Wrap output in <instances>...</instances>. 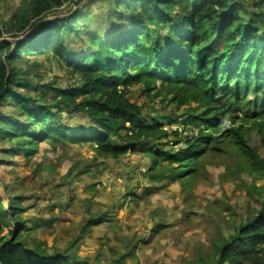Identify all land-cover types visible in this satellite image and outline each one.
Here are the masks:
<instances>
[{
    "label": "trees",
    "instance_id": "16d2710c",
    "mask_svg": "<svg viewBox=\"0 0 264 264\" xmlns=\"http://www.w3.org/2000/svg\"><path fill=\"white\" fill-rule=\"evenodd\" d=\"M69 1L26 0L3 21L0 37H19L42 24L14 52L12 44H0V138L17 140L10 153L29 159L44 140L54 149L89 143L96 154L113 158L139 152L149 159L146 176L155 183L183 178L191 183L204 157L226 155L225 180L242 172L264 179V155L249 143L255 132L264 149V12L237 0H90L59 13ZM82 1L75 0L76 6ZM103 2L111 3L106 15L113 29L83 34L81 22H93L92 9ZM50 16L60 17L43 24ZM77 36L78 53L69 47ZM24 61L37 74L53 62L73 81L33 83L19 66ZM141 88L176 108L196 107L179 121L159 109L146 116L130 97L131 89ZM65 113L83 114L87 123L70 126ZM173 124L187 131L180 148L168 147L169 137L181 141L176 131L164 129ZM90 169L86 165L82 172ZM251 185L247 188L261 199L260 207L250 209L230 237L217 243L213 261L202 256L197 264H264V186ZM6 194L5 213L15 219L26 209L16 208ZM3 215L0 211V230ZM15 226L9 238L0 237V264H88L69 253L78 238L66 252L47 253L20 239L25 221Z\"/></svg>",
    "mask_w": 264,
    "mask_h": 264
},
{
    "label": "rangeland",
    "instance_id": "374dc122",
    "mask_svg": "<svg viewBox=\"0 0 264 264\" xmlns=\"http://www.w3.org/2000/svg\"><path fill=\"white\" fill-rule=\"evenodd\" d=\"M25 1L0 0V32H5L3 21L8 20L12 14L21 9ZM237 1L245 3L251 10L264 12V0ZM73 7H77L75 0L66 3L59 13H65ZM110 8V2H103L98 9H92L93 22L85 25L82 21L84 28L81 32L83 34L110 32L113 29V25L107 19ZM79 42L77 36L69 43L72 52H79ZM19 66L25 71L24 77L33 83L64 84L73 81L53 62H46L42 65L39 74L32 70V66L27 61L19 63ZM36 94L40 98L39 92ZM130 97L132 101L142 105L146 116H156L159 109L164 110L161 113L162 116H174L178 118V121L183 116L189 115L188 108L196 107V104H191L176 108L168 99L161 101V97L155 99L148 97L142 88L131 89ZM64 116V122L70 126H79L87 123L88 120L80 113H65ZM179 140L181 142L176 148L185 145V139ZM12 141L15 143L17 140ZM12 141L0 138V180L4 184L3 186L0 184V194L4 195V190H6L13 197L12 204L18 209L27 204L20 198L21 194L29 197L30 194L39 193V195H53L54 197H50V203L58 204L57 206L61 209L79 210L89 205L95 214L102 208L101 205H109V208L105 210L111 214L112 197L116 196L110 195L111 200L102 197H108L109 193L115 194L121 189V187L119 190L115 189L114 181H119L120 184L126 181L127 189L129 188L130 191L143 186L139 188L141 197L133 198L132 196V200H129L130 197L124 198L129 200L124 201L126 204L124 212L129 210L128 221L134 222L135 225L146 227L150 222V233L145 234L142 241L144 247L145 245L151 246L154 251L149 256V264H197L202 256L213 261L217 243L230 237L233 226L243 221L242 216L247 215L250 209L260 207L261 199L257 194L251 195L247 186H252L251 184H257L258 187L264 186V179L255 181L250 175L242 172L239 178L225 180V164L230 161V157L226 155L224 157L218 155L204 157L202 159L204 167L191 183L186 178L175 183L167 181L155 183L150 182L146 176L150 170L148 168L149 159L139 152L113 158L96 154L89 143L82 145L68 143L64 147L54 149L49 142L44 140L38 146L37 152L28 159L24 153L20 155L10 153L9 150L13 146ZM259 141V136L255 132L249 138V143L257 147L263 156L264 149ZM168 147H171L170 144ZM86 165H90V173L82 172ZM73 167L74 169L70 172ZM122 169L124 173L120 174ZM104 181L105 184L107 183L105 186L102 184ZM93 183H96L95 191L90 189ZM66 192L71 193L73 199L77 193L79 197L73 201L66 199L61 196ZM92 192H95L96 200H81L82 195L89 196ZM131 193L133 195V192ZM101 199L103 201H100ZM4 202L7 205L8 199L5 198ZM44 203V201L40 202V204ZM46 208L48 209L47 206ZM131 208L132 211H130ZM0 211L4 214L2 217L5 223H10L11 218L5 213L6 208L2 205L1 196ZM15 221L30 222L22 210H18L15 214ZM88 225H91V222ZM27 238L28 234L23 233L20 239L25 241Z\"/></svg>",
    "mask_w": 264,
    "mask_h": 264
},
{
    "label": "crops",
    "instance_id": "0c3cea01",
    "mask_svg": "<svg viewBox=\"0 0 264 264\" xmlns=\"http://www.w3.org/2000/svg\"><path fill=\"white\" fill-rule=\"evenodd\" d=\"M123 173L122 169L120 174ZM96 183L90 186L94 184L96 186ZM120 183L119 181H114L116 190L121 187L118 192L115 194L109 193L108 197H102L103 199L111 200L110 195L116 196L115 198L112 197L111 214L105 210L109 208V205H101L102 208L99 211L96 210L98 212L93 214L92 207H89V205L85 206V208H79V210L72 208L61 209L57 206L58 204L50 203V197H54L51 194H30L27 199H23L27 203L23 205V208L26 209L23 213L27 216V220H30L28 223L25 222V227L21 231L22 234H28V238L24 242L30 248L40 247L47 253H54V251H68L73 241L78 238L77 245L69 253L75 252L79 257L87 259L88 264H149V256L154 251L151 246L145 245L144 247L142 241L144 235L150 233V222L146 227L135 225L134 222L128 221L129 210L124 212V209H126L124 201L128 202L135 196L141 197L139 188L143 186L130 191L129 188L127 189L126 181H124V184ZM0 184L4 185L2 180H0ZM102 184L104 186L107 185L105 181ZM95 186L90 189L95 191ZM0 196L2 204L8 207L9 200L7 205L4 202L5 198L8 199L6 190H4V195L0 194ZM61 196L73 201L77 200L79 193L76 194L75 199L68 192ZM125 197H130V199L125 200ZM91 199L96 200L95 192L90 193L89 196L82 195L81 198L83 201H90ZM41 201L45 203L40 204ZM100 201L103 200L101 199ZM130 211H132V208ZM90 219H97L98 221L92 222ZM89 222H91V225H88ZM15 228V219L11 218L10 223L3 224L0 237L9 238L11 231ZM160 257L162 256L160 255Z\"/></svg>",
    "mask_w": 264,
    "mask_h": 264
},
{
    "label": "water",
    "instance_id": "95a60500",
    "mask_svg": "<svg viewBox=\"0 0 264 264\" xmlns=\"http://www.w3.org/2000/svg\"><path fill=\"white\" fill-rule=\"evenodd\" d=\"M90 0H83L76 8H74V11L77 10L78 8L84 6L87 2H89ZM71 14V13H70ZM61 16V15H60ZM60 16H53V17H50V18H47L44 22H48V21H51L53 19H56ZM42 24H39L34 31H32L31 33L29 34H25V35H21L19 37H0V44L1 43H10L12 44V52H14L16 50V47L20 44H23L25 42H27L33 35L34 33L36 32V30L41 27Z\"/></svg>",
    "mask_w": 264,
    "mask_h": 264
},
{
    "label": "built area",
    "instance_id": "2783aa9c",
    "mask_svg": "<svg viewBox=\"0 0 264 264\" xmlns=\"http://www.w3.org/2000/svg\"><path fill=\"white\" fill-rule=\"evenodd\" d=\"M164 129L166 130H170L172 132H177V136L180 138L185 139V136L187 135V131L183 129V126H181L180 124H173V125H165ZM194 136V133H193ZM172 137H169V140ZM188 138H191V135L189 134ZM181 142V141H180ZM169 144L172 148H176L179 144L174 142V139L172 138V141H169ZM0 236H1V230H0Z\"/></svg>",
    "mask_w": 264,
    "mask_h": 264
}]
</instances>
